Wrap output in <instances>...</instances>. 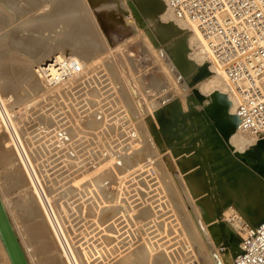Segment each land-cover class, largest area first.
<instances>
[{
  "label": "rangeland",
  "instance_id": "obj_1",
  "mask_svg": "<svg viewBox=\"0 0 264 264\" xmlns=\"http://www.w3.org/2000/svg\"><path fill=\"white\" fill-rule=\"evenodd\" d=\"M152 10L146 13L138 9L133 0H0V72H3L0 73V84H3L0 85V105L3 107L0 106V125L2 131L6 127L4 132L9 134L8 136L0 132V194L1 198L5 199V211L29 264H70L69 261H72L71 264H219L216 261L218 253L222 252L225 237L219 224L223 223L226 233L228 217L232 219L234 214L241 217L243 224L238 229L241 239L244 224L251 225L254 222L250 196L257 199L258 193L264 190V181L246 161L234 157L219 138L213 127V120L203 113L210 98L205 102L192 100L193 90L186 84L184 77L166 53L163 44L167 43V39L159 35L162 30L161 22L158 13ZM78 20L87 28L89 53L86 51L83 54L84 44L73 37L77 34L75 23ZM33 34L36 38L39 35L41 46L55 47L51 51L56 53H50L36 64V60L32 63L31 77H34L30 80L23 71L27 65L26 60L35 57L34 53L37 51ZM49 42L53 46H50ZM72 47L76 48L73 50L77 52H74ZM59 51L62 52L60 55L64 62V57L69 58L75 62L76 68L62 80L48 84L45 77L36 70L37 64L59 55ZM75 53L80 54L79 58L74 57L77 56ZM36 79L40 82L42 80L39 88L33 83ZM4 88L8 90L2 92ZM90 94H95V99L86 101L85 97ZM130 113L134 117L130 116ZM161 114L172 117L173 131L169 136L174 142L167 140L168 148L164 153V161L158 163V156H148L151 154L142 146V140L137 142L135 129L147 131V121H156L155 118ZM15 123H21L20 127ZM33 131L36 134L31 137ZM147 134L149 135L148 132ZM20 135L26 141L21 140ZM211 137L217 139L221 145L219 147L223 152L219 155L220 160L230 159L240 163L245 173L243 177H236L233 170L222 167V162L214 159L216 156H210V153L205 155L203 161L207 162V159L211 158L208 161L210 165L208 162L204 164L205 169L216 173L214 166L221 168L218 177L223 178L225 185H231L235 180L237 182V178H241L237 185L238 189H241L240 192L230 195L225 201L217 200L212 185L215 180L207 170L201 171L200 165L194 163L192 158L197 148L204 152L202 147L210 143ZM132 139L136 140L133 142ZM190 141L194 142L195 150L184 149L189 146ZM23 142L26 143L25 146ZM213 143L216 145L214 141ZM26 146L29 151L24 149ZM139 147L140 150L137 151ZM140 151H143L142 156H137ZM191 153L193 161L185 164L183 159L187 155L186 158L189 159ZM30 160L33 161L32 164ZM248 161L251 164L257 163V159L250 158ZM76 165H79L80 171L74 169ZM194 167L198 168H195L197 175ZM13 168L16 170L12 171ZM93 177H99L101 180L100 188L92 189V192L86 194L85 191L81 192L83 187L90 185ZM27 181L30 183L29 187ZM33 191H36L38 197ZM46 194L55 197L54 202L56 199L53 205L50 204L52 207L49 205L51 211L43 200ZM232 200L238 209L234 214L232 206L228 205ZM36 201L40 206L36 205ZM61 203L65 212L64 216H60L63 217L64 224L60 227V214L57 213L56 207ZM87 205L90 210H87ZM224 205L229 208L223 207V219L213 218V209ZM59 208L61 209V205ZM35 214L36 217L38 214L39 219ZM258 218L260 220L264 216ZM39 220H44V224ZM45 221L50 225L47 226ZM48 227H51L52 235ZM61 228L66 231L60 230ZM34 229L37 232H34ZM65 237L68 240H65ZM90 238H96V242ZM35 241L37 243H34ZM239 242L231 247L230 255L233 256L237 251ZM35 246L38 250H35ZM89 248L92 250L89 251ZM93 248L96 251L102 249L104 257L95 259ZM84 251L83 254L86 255H82ZM80 254L84 258H80ZM0 264H8L1 243Z\"/></svg>",
  "mask_w": 264,
  "mask_h": 264
},
{
  "label": "bare ground",
  "instance_id": "obj_2",
  "mask_svg": "<svg viewBox=\"0 0 264 264\" xmlns=\"http://www.w3.org/2000/svg\"><path fill=\"white\" fill-rule=\"evenodd\" d=\"M134 1V6L135 7H137L138 9H140V10H143L144 12H146V13H148V12H150V10L151 9H153L152 11L154 12H156V13H158V17H159V20H160V24H161V28L160 29H162L160 32H159V35L161 36V38H165V39H167V43H165V44H163V47H164V49H165V51H166V53L169 55V58H170V60H171V62H172V64L175 66V68L179 71V73H181L182 74V76L184 77V81L186 82V84L188 85V86H190V88H192V90H193V98H192V100L193 101H195V100H197V101H199V102H205L206 100H208L209 98H210V101H208V102H206V106H204V110H203V113L205 114V115H207L209 118H211L212 120H213V127H214V129L216 130V132H217V134H218V136H219V138L223 141V143L226 145V147H228V149L230 150V152H231V154L234 156V157H236L237 159H241V160H243V161H246V163H247V165L252 169V170H254V171H256L257 173H259V175H261V177H262V179H263V181H264V136L263 137H261V138H258V137H256L255 135H253V134H251V133H249V132H247V131H242V130H240V129H237V127L236 126H234V124H233V122H232V119L230 118L231 117V115H232V113H234V111H235V108H236V105H237V103H238V101H239V95H238V93H237V91H236V89H235V87H234V85L232 84V82L229 80V78L226 76V74H225V72H224V69H223V66H222V64L215 58V56L211 53V51L209 50V48L207 47V45H206V42H205V39H204V37L202 36V34H201V32H200V30L198 29V27L195 25V23H193V22H191V21H188V20H182V19H179V18H177L176 16H175V14H174V12L170 9V7L166 4V2L164 1V0H133ZM167 8L169 9V10H167ZM142 11V12H143ZM85 25H83L82 26V24H80V22H79V20L75 23V28L77 29V31H76V35H74L73 37L75 38H77L79 41H80V43L81 44H84V45H82L83 46V54L84 53H86V51H88V47H89V42H88V39H87V36H89V35H87L86 36V32H87V28L86 27H84ZM74 28V27H73ZM89 28V27H88ZM60 30V29H59ZM86 30V31H85ZM74 31V30H73ZM72 31V32H73ZM37 34H39V33H37ZM36 34V35H37ZM40 35V34H39ZM39 35H37V38H36V36H34V34L32 35V36H34L33 38H35L36 39V41H34V43H35V47L37 48L36 50V52L34 53V55H35V57H32V59H28V60H26L27 62V65H25V70L23 71V72H25V76H29L28 78H30V80L32 79V77H34V76H32L31 77V65H32V63L36 60V62H34L35 64L36 63H38L39 62V60H41L43 57L45 58V56H48L50 53H56V52H54V50L53 51H51L52 49H55V47L54 48H47V47H45V46H41L40 45V43H39ZM44 35V34H43ZM24 36H26V35H24ZM67 36H68V34H67ZM69 37H70V35H69ZM92 37V36H91ZM40 38H42L41 36H40ZM27 39L29 40V38L27 37ZM27 39L26 40H24V41H27ZM30 39H32V38H30ZM43 39H44V37H43ZM45 40V39H44ZM47 40V39H46ZM33 41V40H32ZM28 42V41H27ZM27 42H25V43H27ZM94 42V41H93ZM31 43V42H30ZM50 43V46H53V44L51 43V42H49ZM53 43H55V42H53ZM77 43V42H76ZM33 43H31V45H32ZM52 44V45H51ZM63 44V43H62ZM96 44V43H95ZM94 44V45H95ZM27 45V47H28V44H26ZM26 45H24V47L26 46ZM29 46H30V44H29ZM49 46V47H50ZM73 46H75V45H73ZM78 46V45H77ZM77 46H76V48H77ZM27 47H26V49H27ZM33 47V46H32ZM80 46H78V48H79ZM34 48V47H33ZM73 48L74 47H72V50H73ZM76 48H74V50H76ZM95 49V48H94ZM21 50H23V49H21ZM73 50V51H74ZM57 51V50H56ZM60 52V51H59ZM74 52H77V51H74ZM74 52H72L73 53V55H74ZM62 52H60L59 53V55H55V56H52L53 58H54V62H52V63H50L49 64V67H44V65L49 61V60H52L53 58H47L46 60H43V62H40L39 64H37V67H38V69H36V70H38L44 77H45V82L46 83H48V84H53L52 82H49V79H48V76H47V71L48 70H51V71H54V70H57V69H59L60 67H59V65H61V64H63L64 63V60L61 58V54ZM79 53V52H78ZM88 53H89V51H88ZM92 53V52H91ZM61 54V55H60ZM31 55H33V54H30V56ZM75 55H77V56H74L75 58H79V56L78 55H80V54H77V53H75ZM27 56H29V55H27ZM82 56V55H81ZM89 56V55H88ZM85 57V56H84ZM92 57H93V54H92ZM83 59H85V58H83ZM94 59V58H93ZM32 60V61H31ZM73 60V59H72ZM77 60H79V59H77ZM3 63V62H2ZM58 64V66H56ZM5 66V65H4ZM34 66V65H33ZM6 68V67H5ZM7 69V68H6ZM2 70H3V66H2ZM1 71V70H0ZM6 71V70H5ZM4 71V72H5ZM79 71H81V70H79ZM7 72V74H8V71H6ZM0 73H2L3 74V72H0ZM35 73V72H34ZM216 73V74H215ZM24 74V73H23ZM36 75V74H35ZM24 76V77H25ZM2 77H0V79H1ZM5 78L7 79V77H6V75H5ZM90 78V77H89ZM107 78V77H106ZM9 80V79H8ZM24 80H26V78H24ZM39 80V79H38ZM37 79H36V82L34 81L33 83H35V85L39 88V87H41V82H42V80H41V82L40 81H38ZM84 80V79H83ZM6 81V80H5ZM22 81H23V79H22ZM59 81V80H58ZM58 81H55L54 83H56V82H58ZM89 81V80H88ZM91 81V80H90ZM105 81V80H104ZM23 82H25V81H23ZM63 82V81H62ZM92 82V81H91ZM106 83H107V81H105ZM104 82V83H105ZM28 83V82H27ZM101 83H103L102 81H101ZM62 84V83H61ZM1 86L3 85V84H0ZM60 85V84H59ZM59 85H57V87L59 86ZM64 85V84H63ZM80 85V84H79ZM83 85V84H82ZM107 85V84H106ZM105 85V86H106ZM108 85H109V81H108ZM35 86V87H36ZM75 86V85H74ZM36 87V88H37ZM51 87V86H50ZM103 87V86H102ZM108 87V86H107ZM53 88H54V86H53ZM60 88V87H59ZM59 88H57V89H59ZM93 88V87H92ZM43 89V88H42ZM48 89H49V87H48ZM51 89V88H50ZM107 89V88H106ZM111 89V88H110ZM5 90H8V89H5L4 88V90L2 91V92H4ZM52 90V89H51ZM50 90V91H51ZM56 90V89H55ZM99 90V89H98ZM108 90V89H107ZM107 90H105V91H107ZM58 91V90H57ZM56 91V92H57ZM47 92V91H46ZM45 92V93H46ZM65 92V91H64ZM99 92V91H98ZM6 93H7V91H6ZM44 93V92H43ZM42 93V94H43ZM67 93H69V92H67ZM75 93V92H74ZM102 93H103V91H102ZM11 94V93H10ZM106 94V93H105ZM109 94V93H108ZM7 95V94H6ZM12 95H13V93H12ZM69 95V94H68ZM72 95V94H71ZM3 96V95H2ZM5 96V95H4ZM15 95H13V98L15 99V97H14ZM101 96H103V95H101ZM1 97V96H0ZM12 96L10 95V99H12L11 98ZM45 97V96H44ZM18 98V97H17ZM16 98V99H17ZM86 98V101H93L94 99H95V94H93V95H88V97H85ZM2 99V98H1ZM5 99H6V97H5ZM7 99H9V96H7ZM101 99V98H100ZM195 99V100H194ZM13 101V100H12ZM15 101V100H14ZM3 102H4V98H3ZM11 102V101H10ZM16 102V101H15ZM15 102H12V103H15ZM111 102V101H110ZM5 103H7V100H6V102ZM9 103V102H8ZM17 103V102H16ZM94 103V102H93ZM10 105H12V104H10ZM15 105V104H14ZM18 105V104H17ZM1 106V105H0ZM5 106V105H4ZM13 106V105H12ZM11 106V107H12ZM19 106V105H18ZM17 106V107H18ZM2 107V106H1ZM6 107V106H5ZM3 108V107H2ZM18 108H20V107H18ZM9 109V108H8ZM7 108H6V110H8ZM13 109V108H12ZM16 109V108H15ZM5 110V109H4ZM10 111V110H9ZM12 111V110H11ZM10 111V112H11ZM4 112V111H3ZM10 112H8V114L10 113ZM96 112V111H95ZM128 112V111H127ZM6 113H7V111H6ZM15 113V112H14ZM97 113H98V111H97ZM132 113V112H131ZM130 113V114H131ZM2 114V113H1ZM130 114H127V115H130ZM7 115V114H6ZM14 115V114H13ZM98 115V114H97ZM130 116H133L134 117V115H130ZM14 117V116H13ZM17 117V116H16ZM157 117V116H156ZM215 117H216V119H215ZM1 118V117H0ZM4 118V117H3ZM6 118V117H5ZM10 117L8 116V118L7 119H9ZM15 118V117H14ZM12 120H14L13 118H11ZM16 119V118H15ZM156 119V121H153V120H148L147 122V124H148V130L146 131V129H144L143 130V132H142V129L141 130H139V131H136V129H135V135H136V139H137V142H139V141H141L142 140V146H144L145 148H147L148 149V151L150 152V154L151 155H148V156H150V157H152V156H154V155H157L158 157L156 158V160H158V163L160 162H163L164 161V153H165V151L167 150V140H172V142H174L173 140L174 139H172L170 136H169V134L173 131L172 130V128H171V125H172V122H171V120H172V117H168V116H164V115H158V117L157 118H155ZM2 120V122H3V119H1ZM11 120V121H12ZM9 121V120H8ZM10 121V122H11ZM20 121V120H19ZM1 122V121H0ZM13 122V121H12ZM17 122V121H16ZM9 123V122H8ZM9 124H11V123H9ZM14 124V123H13ZM15 124H19V123H15ZM21 124V123H20ZM20 124H19V127H20ZM4 126H5V124H3ZM12 125V124H11ZM23 125H25V124H23ZM22 125V126H23ZM28 126V125H27ZM2 126L0 125V132H4L5 131V128L6 127H4L3 129V131H2V128H1ZM11 127V126H10ZM16 128H17V126H15ZM23 128V127H22ZM22 128L20 129L21 131H22ZM140 128H141V125H140ZM15 129V128H14ZM25 129V128H24ZM139 129V128H138ZM137 129V130H138ZM7 130V129H6ZM16 130V129H15ZM14 130V131H15ZM8 131V130H7ZM14 131H12L13 133H14ZM24 131H26V130H24ZM133 131V130H132ZM16 132V131H15ZM20 132V131H19ZM141 132H142V134H141ZM147 132L149 133V135L147 134ZM11 133V132H10ZM16 133H18V129H17V132ZM23 133V132H22ZM31 133H33L32 135H31V137H33V136H35L34 134H36V133H34V131L33 132H31ZM4 135L5 134H8V132L7 133H3ZM19 134H21V133H19ZM25 134V133H24ZM23 134V135H24ZM1 136V135H0ZM8 136H9V134H8ZM15 136V135H14ZM18 136V135H17ZM4 137V136H3ZM6 137V136H5ZM16 137V136H15ZM20 137H21V135H20ZM20 137H18L19 139H20ZM11 138V137H10ZM13 138V137H12ZM18 138H16V139H18ZM22 138V137H21ZM3 139V138H2ZM7 139H9V138H7ZM14 139V138H13ZM18 139V140H19ZM135 139V140H136ZM11 140L12 139H10V142H11ZM21 140H23V141H26V140H24L23 138L21 139ZM133 140V139H132ZM135 140H133V142L135 141ZM17 141V140H16ZM213 141L216 143V145H217V150H215V144L213 143ZM18 142V141H17ZM22 142V141H21ZM28 142V141H27ZM12 143H13V141H12ZM12 143H10V145L12 144ZM136 143V142H135ZM14 144V143H13ZM12 144V145H13ZM16 144V143H15ZM18 144V143H17ZM24 144H26V143H24L23 142V145ZM28 145V144H27ZM194 142L193 141H190L189 142V146L188 147H185L184 149H190V151H191V149H194ZM215 145V146H214ZM25 146V145H24ZM221 147V145L219 144V142L217 141V139H215V138H213V137H211V139H210V143H208L207 144V146H203L202 148L204 149V152L202 151V150H199V148H197V150H195V152L196 153H194V157H192L193 155H192V153L190 154L191 156H189V159H187L188 157V155L185 157V159H187V160H185V159H183L184 161H186L185 162V164L186 163H188V162H191V161H193V159L195 160L194 161V163L196 162V164H198V165H200V167H201V171H205V170H207V169H205V167H204V164H206L210 159H207L208 161L207 162H205V161H203V158H205V155L207 154V153H210V156H216V158H214L215 160L216 159H219L220 160V156L219 155H221V153L223 152L221 149H220V147ZM13 147H15L14 145H13ZM11 148V147H10ZM9 148V149H10ZM144 148V149H145ZM23 149V148H22ZM24 149H26L27 151H29L28 150V147L26 146V148H24ZM143 149V150H144ZM19 150V149H18ZM140 150V147L138 148V150L137 151H139ZM10 151V150H9ZM12 151V150H11ZM16 151H17V149H16ZM193 151V150H192ZM212 151H213V153H212ZM22 152V151H21ZM143 152V151H142ZM141 151L140 152H138L137 153V156L138 155H141V153H142ZM147 152V151H146ZM149 152H147V153H149ZM186 152H188V150L186 151ZM202 152V153H201ZM20 153V152H19ZM201 153V154H200ZM12 154H13V152H12ZM17 154H18V152H17ZM24 154V153H23ZM22 154V155H23ZM144 155H145V153H144ZM186 155V154H185ZM7 156V155H6ZM13 156V155H12ZM16 156V155H15ZM24 156V155H23ZM28 156L31 158V156L29 155V153H28ZM142 156V155H141ZM17 157H20L19 155H17ZM193 159H192V158ZM212 157V158H213ZM22 158V157H21ZM26 158V157H25ZM25 158H23V159H25ZM29 158V159H30ZM143 158H146V157H144L143 156ZM149 158V157H148ZM166 158V157H165ZM208 158V157H207ZM252 159V160H256L257 159V163H253V164H257V168H255V165H253V164H251V163H249V159ZM12 159V158H11ZM19 159V158H18ZM3 160V159H2ZM13 160V159H12ZM27 160V159H26ZM25 160V161H26ZM32 160V159H31ZM30 160V161H31ZM182 160V159H181ZM215 160H213V162L215 161ZM14 161V160H13ZM16 161V160H15ZM14 161V162H15ZM21 161V160H20ZM221 161V160H220ZM224 161V162H223ZM223 161H221L222 163V167H225V168H227L228 170L230 169V170H233L234 172L233 173H235L236 174V177H243V176H245V173L242 171V169H243V167H240V163H238V162H236V161H233V160H224L223 159ZM27 162V161H26ZM26 162H25V164H26ZM32 162L33 161H31V164H32ZM181 162H183V161H181ZM202 162H205V163H202ZM12 163V162H11ZM18 163H19V161H18ZM17 163V165H19ZM22 163V162H21ZM28 163V162H27ZM77 163V162H76ZM76 163H73V164H76ZM193 163V162H192ZM209 163V162H208ZM207 163V164H208ZM215 163V162H214ZM23 164V163H22ZM77 164H80V162L79 163H77ZM211 164H213V163H211ZM10 165L11 164H9V167H10ZM21 165V164H20ZM35 165V164H34ZM190 165H191V163H190ZM209 165H210V163H209ZM213 165H215V164H213ZM213 165L211 166V168L213 167ZM33 166V165H32ZM189 166V165H188ZM187 166V167H188ZM208 166V165H207ZM17 168L16 169H18V166H16ZM20 167V166H19ZM21 167H22V165H21ZM20 167V168H21ZM190 167V166H189ZM193 167V166H192ZM208 167H210V166H208ZM12 168V167H11ZM15 168V167H14ZM12 169V171L13 170H16V169ZM23 168H24V165H23ZM26 168H27V166H26ZM31 168L32 167H30V170H31ZM198 169L197 167H194L193 169ZM214 168L215 169H217V171H215L216 173H214L213 171L212 172H210V171H208L207 170V173L208 174H211L212 175V177H213V179L215 180V184H212L213 185V188L215 189V195H216V198H217V200L218 201H225V200H227L228 198H229V196L230 195H234L235 193H237V192H240V190L241 189H238V184L240 183V179L241 178H237V182H236V180H235V182L233 183V184H231V185H225L224 184V182L222 181L223 180V178L221 179V178H219L218 176V174H221V168H217V167H215L214 166ZM3 169V168H2ZM22 169V168H21ZM34 169H35V167H34ZM74 169H76L77 171L80 169V167H79V165H76V167L74 168ZM195 169V174L197 175V170ZM24 170V169H23ZM28 170V169H27ZM11 171V172H12ZM26 171V170H25ZM29 171V170H28ZM32 171V170H31ZM36 171V170H35ZM80 171V170H79ZM23 172V171H22ZM10 173V172H9ZM25 173V172H24ZM31 173V172H30ZM38 173V172H37ZM40 173V172H39ZM81 173V172H80ZM80 173H78V174H80ZM19 175V174H18ZM18 175H16L17 177H18ZM34 175V174H33ZM32 175V176H33ZM37 175V174H36ZM38 175H40V174H38ZM89 175V174H88ZM24 176H25V174H24ZM24 176H22L23 178H24ZM26 176L28 177L29 175H27V173H26ZM93 176V175H92ZM27 177H25V178H27ZM34 177V176H33ZM32 177V178H33ZM40 177V176H39ZM79 177V176H78ZM13 178V177H12ZM90 178H92V177H90ZM94 178V177H93ZM99 177H96V178H94V179H92V181L90 182V185H88V186H85V188L83 187V189H82V191L81 192H84L85 191V194L86 193H88V192H92V189H98V188H100L99 186H100V183H101V180L100 179H98ZM28 179H29V177H28ZM21 180V179H20ZM22 180H25V179H22ZM36 180V179H35ZM37 180H39V179H37ZM81 180V179H80ZM19 181V180H18ZM34 181V180H33ZM78 181V180H77ZM226 181V180H225ZM22 182H24V181H22ZM28 183H29V181H27ZM36 182V181H35ZM34 182V183H35ZM39 182V181H38ZM42 182V181H41ZM86 181H84V183H85ZM233 182V181H232ZM251 183L253 182V180L252 181H250ZM19 183V182H18ZM17 183V184H18ZM76 183V182H75ZM83 183V184H84ZM148 183V185H149V182H147ZM147 183H146V185H147ZM257 183H258V181H257ZM16 184V185H17ZM38 184V183H37ZM39 184H40V182H39ZM43 184V183H42ZM80 184V183H79ZM78 184V185H79ZM87 184V183H86ZM35 185V184H34ZM41 185V184H40ZM76 185V184H75ZM77 185V186H78ZM25 186V185H24ZM30 186V183H29V185H28V187ZM150 186V185H149ZM235 188H234V187ZM20 187V186H19ZM34 187V186H33ZM43 187V186H42ZM79 187V186H78ZM77 187V188H78ZM32 188V187H31ZM31 188L29 189V190H31ZM37 188H39V187H37ZM74 188H76V187H74ZM76 188V189H77ZM45 189V188H44ZM22 190V189H21ZM73 190V189H72ZM100 190V189H99ZM23 191H25V190H23ZM39 191H41V190H39ZM38 191V192H39ZM47 191V190H46ZM49 191V190H48ZM80 191V190H79ZM31 192V191H30ZM34 193L36 192V191H33ZM32 192V193H33ZM44 192V191H43ZM51 192V191H50ZM49 192V193H50ZM45 193V192H44ZM47 193V192H46ZM74 193V192H73ZM27 194V193H26ZM36 194V193H35ZM39 194V193H38ZM75 194V193H74ZM84 194V195H85ZM91 193H89V195H90ZM93 194V193H92ZM99 194V193H98ZM30 195H32V194H30ZM34 195V194H33ZM76 195V194H75ZM77 195H80V194H77ZM88 195V194H87ZM35 196V195H34ZM36 196H37V194H36ZM93 196V195H92ZM91 196V197H92ZM97 197L99 196V195H96ZM2 196H1V194H0V198H1ZM26 197H27V195H26ZM32 197V196H31ZM29 197L30 199H34V197ZM38 197V196H37ZM44 197V196H43ZM43 197H42V199H43ZM90 197V196H89ZM94 197V196H93ZM100 197V196H99ZM36 198V197H35ZM55 198V197H54ZM54 198L52 197V195L51 194H46L45 195V197H44V201L48 204V207H49V205L50 204H54L55 202H56V199H55V202H54ZM85 198V197H84ZM95 198V197H94ZM94 198H89V199H94ZM29 199V200H30ZM39 198H37V200H38ZM3 200H5V199H2L1 198V201H2V204H3V206H4V208H5V204H4V201ZM42 200V201H43ZM85 200V199H84ZM25 201V200H24ZM31 201V203L30 204H32V200H30ZM33 201H35V199L33 200ZM39 202H40V199L38 200ZM38 201H36L35 203H36V205H37V203H39ZM81 201H82V199H81ZM95 201V200H94ZM54 202V203H53ZM58 202V201H57ZM59 202H61V201H59ZM96 202V201H95ZM104 202V201H103ZM34 203V204H35ZM87 203V202H86ZM92 203V202H91ZM250 203H251V205H252V207H251V209H252V214H253V217H254V222L255 221H258L259 220V218L258 217H262V216H264V190L263 191H261V192H259L258 193V196H257V199L256 198H252L251 196H250ZM26 204V203H25ZM24 204V205H25ZM88 205H90L89 203H87ZM93 204H95V203H93ZM26 205H28V204H26ZM60 205H61V209L59 208L60 207ZM86 205V204H85ZM87 205V206H88ZM228 205L229 206H232L231 208H233V209H231L232 211H233V214H234V212L236 213V211L238 212V209L235 207V201H230V202H228ZM228 205H224V206H219V207H216V208H214L213 209V212H212V217L213 218H216V219H223V217H224V214L225 213H223L224 211H223V207L225 208V207H227L226 209H228L229 207H228ZM37 206H40V205H37ZM41 206H42V204H41ZM51 206V205H50ZM56 206H58L57 204H56ZM93 206V205H92ZM91 206V207H92ZM33 207V206H32ZM52 207V206H51ZM54 207H55V205H54ZM59 209L56 207V209H57V213H59L60 215H58L59 216V218H60V222H58V224H60L59 226L61 227V225L62 226H64V224H63V217L61 218L60 216H64V212H65V210L63 209V205H62V203L61 204H59ZM89 207V206H88ZM40 208V207H39ZM39 208H38V211H39ZM50 208V207H49ZM45 209H46V207H45ZM53 209V208H52ZM55 209V210H56ZM85 209V208H84ZM24 210V209H23ZM30 210V209H29ZM28 210V211H29ZM50 211H51V208L49 209ZM80 210V209H79ZM87 210H90V207L87 209ZM87 210H86V212H87ZM91 210H92V208H91ZM37 211V212H38ZM44 211H46V210H44V208H43V213H44ZM47 211H48V209H47ZM72 211V210H71ZM70 211V212H71ZM77 211V210H76ZM85 211V210H84ZM188 211V210H187ZM227 211V210H226ZM35 212V211H34ZM83 212V211H82ZM81 212V214H84V213H82ZM94 212H95V210H94ZM32 213V212H31ZM52 213V212H51ZM92 213H93V211H92ZM30 214V213H29ZM40 214H42L41 213V210L39 211V215ZM48 214H49V211H48ZM54 214V213H53ZM78 214V213H77ZM79 214H80V211H79ZM78 214V215H79ZM88 214H90V213H88ZM95 214V213H94ZM233 214H231V215H233ZM44 215H45V213H44ZM91 215V214H90ZM230 215V216H231ZM35 217H36V214L34 215ZM33 216V217H34ZM52 216H54V215H52ZM27 217V216H26ZM34 217V218H35ZM40 217H42V215H40ZM51 217V216H50ZM56 217V216H55ZM237 217V218H236ZM36 218H38V214H37V217ZM45 218H47L46 217V215H45ZM56 218H58V217H56ZM56 218H55V220H56ZM65 218V217H64ZM96 218V217H95ZM257 218H258V220H257ZM30 219V218H29ZM39 219V218H38ZM37 219V220H38ZM42 219H44V218H42ZM242 218L241 217H238V216H235V214H234V217L231 219V218H229L228 217V224L226 223V228H227V232L225 233V231H224V226H223V223H220L219 224V227L221 228V231L223 232V234H224V239H223V248H222V252H220V253H218V258H217V263H219V264H227L228 262H229V260H230V262H231V259L232 258H230L232 255H230V253H231V247L233 246V245H237L238 244V242L239 241H241V239H239V232H238V229L242 226V224H243V222H242V220H241ZM28 220V219H27ZM50 220H51V218H50ZM40 221V223H43L44 222V220H43V222H41V220H39ZM53 221V220H52ZM95 221V220H94ZM222 221V220H221ZM11 222V221H10ZM35 222V221H34ZM33 222V223H34ZM32 223V222H31ZM45 223H46V221H45ZM95 223V222H94ZM28 224V223H27ZM37 224V223H36ZM38 224H39V222H38ZM44 224V223H43ZM54 224V223H53ZM58 224H57V226H58ZM12 225V227H13V224H11ZM40 225V224H39ZM46 225H47V223H46ZM50 225V224H49ZM49 225H47V226H49ZM21 226V225H20ZM31 227H32V225H30ZM37 227V226H36ZM41 227H43V225L41 226ZM45 227V226H44ZM53 227V226H52ZM27 228V227H26ZM29 228V227H28ZM49 228V227H48ZM51 228V227H50ZM50 228H49V230H50ZM36 229V228H35ZM34 229V232L37 230H35ZM43 229V228H42ZM243 229H246V226L244 227V228H242V230ZM13 230H14V227H13ZM25 230V229H24ZM29 230V229H28ZM27 230V231H28ZM39 230V229H38ZM46 230V229H45ZM60 230H65V229H60ZM30 231V230H29ZM42 230H39V232H41ZM44 231V230H43ZM51 231V230H50ZM56 231V230H55ZM66 231V230H65ZM86 231V230H85ZM34 232H31V234L32 233H34ZM37 232V231H36ZM44 232H46V231H44ZM58 232V231H57ZM84 232V231H83ZM42 233V232H41ZM41 233H39V234H41ZM48 233V232H47ZM46 233V234H47ZM56 233V232H55ZM64 233V232H63ZM66 233V232H65ZM86 233H87V231H86ZM85 233V234H86ZM22 234V233H21ZM29 234H30V232H29ZM36 234V233H35ZM42 234H44V233H42ZM41 234V235H42ZM45 234V235H46ZM89 234V233H88ZM40 235V236H41ZM51 235H52V231H51ZM57 235V234H56ZM60 235V234H59ZM105 235V234H104ZM19 236V235H18ZM27 236H28V234H27ZM30 236V235H29ZM34 236V235H33ZM39 236V237H40ZM43 236V235H42ZM49 236V235H48ZM48 236H44V237H48ZM54 236H55V234H54ZM85 236V235H84ZM83 236V237H84ZM241 236V235H240ZM243 236V235H242ZM242 236H241V238H242ZM31 237H32V235H31ZM30 237V238H31ZM50 237H52V236H50ZM59 237V236H58ZM68 237V236H67ZM86 237H87V235H86ZM89 237V236H88ZM96 237V236H95ZM49 238V237H48ZM47 238V239H48ZM54 238H56V236L54 237ZM54 238H52V239H54ZM66 238V237H65ZM98 238V237H97ZM102 238V237H101ZM100 238V240H102ZM35 239H36V235H35ZM34 239V240H35ZM41 239V238H40ZM51 239V238H50ZM51 239V240H52ZM63 239V238H62ZM85 239V238H84ZM91 239V238H90ZM94 239V238H93ZM93 239H91V240H93ZM96 239V238H95ZM93 240V241H95L96 242V240ZM30 240V239H29ZM32 240V239H31ZM37 240H38V238H37ZM43 240H44V238H43ZM46 240V239H45ZM44 240V241H45ZM65 240H68L67 238L65 239ZM104 240V239H103ZM40 240H38L37 242H39ZM41 241H42V239H41ZM43 241V242H44ZM49 242H50V240H48ZM47 241V242H48ZM54 241V240H53ZM53 241H51V242H53ZM56 241V240H55ZM54 241V242H55ZM62 241V240H61ZM86 244H87V238H86ZM107 241V240H106ZM32 242V241H31ZM36 241L34 242V243H37ZM46 242V241H45ZM44 242V244H46ZM60 242V241H59ZM68 242V241H67ZM70 242V241H69ZM99 242V239H98V241H97V243ZM103 242V241H102ZM0 243H1V246H2V249H3V253H4V256L6 257V259H7V262H8V264H12V261H11V259H10V257H9V254H8V251H7V249H6V247H5V244H4V242H3V239H2V237H1V234H0ZM33 243V242H32ZM57 243H58V240H57ZM63 243H65V241L63 242ZM89 243V242H88ZM93 243V242H92ZM91 243V244H92ZM54 244H56V243H54ZM100 244H101V242H100ZM35 245V244H34ZM39 245V244H38ZM49 245V244H48ZM58 245H59V243H58ZM65 245V244H64ZM88 245V244H87ZM102 245V244H101ZM100 245V246H101ZM103 245H105V243L103 244ZM50 246V245H49ZM92 246V245H91ZM40 247V246H39ZM52 247V246H51ZM55 247V246H54ZM60 247V246H59ZM94 247H95V245H94ZM53 248V247H52ZM56 248H57V245H56ZM68 248V247H67ZM71 248V247H70ZM74 248V247H73ZM97 248V247H96ZM30 249V248H29ZM33 249V251H34V247L32 248ZM38 250V248H36V246H35V250ZM40 249V248H39ZM59 249V248H58ZM90 249V250H89ZM88 250L89 251H91L92 249L91 248H89ZM93 249H95V248H93ZM52 251L54 250V248L53 249H51ZM59 250H61V249H59ZM59 250H57V252H59ZM75 250V249H74ZM234 250V249H233ZM232 250V251H233ZM48 251V250H47ZM51 251V252H52ZM67 251V250H66ZM79 251V250H78ZM27 252V251H26ZM29 252V251H28ZM46 252V251H45ZM64 252H65V250H64ZM69 252V251H68ZM75 252V251H74ZM93 252H94V250H93ZM92 252V253H93ZM103 251H102V249H97V251H96V249H95V255L96 256H94V258L95 259H97V258H101V257H104V252L102 253ZM47 253V252H46ZM63 253V252H62ZM71 253H73L72 252V250H71ZM79 253V252H78ZM81 253V252H80ZM83 253H85V251L84 252H82V255H86V254H83ZM235 253V252H234ZM33 254V253H32ZM31 254V255H32ZM42 254V253H41ZM30 255V256H31ZM61 255V254H60ZM63 256H64V254H62ZM70 255V254H69ZM68 255V256H69ZM81 254L80 255H78V256H81L80 258H82L83 256H82ZM50 256V255H49ZM74 256V255H73ZM55 257H56V254H55ZM61 257V256H60ZM65 257V256H64ZM66 257H67V255H66ZM65 257V258H66ZM77 257V256H76ZM75 257V258H76ZM233 257V256H232ZM32 258V257H31ZM75 258H72V259H75ZM84 258V257H83ZM48 259V258H47ZM56 259H57V257H56ZM61 259H62V257H61ZM66 260V259H65ZM77 260V259H76ZM76 260H75V262H76ZM33 261V260H32ZM47 261V260H46ZM60 261V260H59ZM58 261V262H59ZM63 261V260H62ZM69 261V260H68ZM58 262H56V263H58ZM61 262V261H60ZM64 262V261H63ZM72 262V261H71ZM71 262L69 261V263L71 264ZM230 262H229V264H230ZM32 263V262H31ZM43 263V262H42ZM65 263H67L68 264V262H64V264ZM38 264H41V263H38ZM45 264V263H44ZM46 264H48V263H46ZM61 264H62V262H61Z\"/></svg>",
  "mask_w": 264,
  "mask_h": 264
},
{
  "label": "built area",
  "instance_id": "obj_3",
  "mask_svg": "<svg viewBox=\"0 0 264 264\" xmlns=\"http://www.w3.org/2000/svg\"><path fill=\"white\" fill-rule=\"evenodd\" d=\"M164 1L177 18L195 23L234 85L239 95L233 113L237 129L263 137L264 0ZM64 58L59 69L47 71L49 82L62 80L76 68L74 61ZM52 62L54 58L44 67ZM245 226L230 264H264V220Z\"/></svg>",
  "mask_w": 264,
  "mask_h": 264
},
{
  "label": "water",
  "instance_id": "obj_4",
  "mask_svg": "<svg viewBox=\"0 0 264 264\" xmlns=\"http://www.w3.org/2000/svg\"><path fill=\"white\" fill-rule=\"evenodd\" d=\"M234 126H236V118L232 114L231 117ZM264 218L252 222L254 225L260 224ZM0 234L5 244V247L8 251L9 257L12 261V264H29L23 248L13 230L9 217L5 211V208L2 204L0 198Z\"/></svg>",
  "mask_w": 264,
  "mask_h": 264
}]
</instances>
